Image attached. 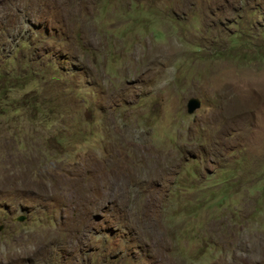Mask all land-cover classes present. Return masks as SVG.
Segmentation results:
<instances>
[{
  "label": "rangeland",
  "instance_id": "1",
  "mask_svg": "<svg viewBox=\"0 0 264 264\" xmlns=\"http://www.w3.org/2000/svg\"><path fill=\"white\" fill-rule=\"evenodd\" d=\"M0 226V264H264V0H0Z\"/></svg>",
  "mask_w": 264,
  "mask_h": 264
},
{
  "label": "water",
  "instance_id": "2",
  "mask_svg": "<svg viewBox=\"0 0 264 264\" xmlns=\"http://www.w3.org/2000/svg\"><path fill=\"white\" fill-rule=\"evenodd\" d=\"M199 107V101L196 98H190L186 103V112L187 114H192L197 108ZM17 222L23 221L22 216H18L15 219ZM2 229V226H0V231Z\"/></svg>",
  "mask_w": 264,
  "mask_h": 264
}]
</instances>
